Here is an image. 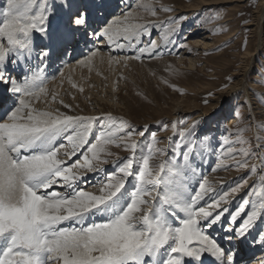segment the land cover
<instances>
[{
    "label": "snow or ice",
    "instance_id": "6c2138e0",
    "mask_svg": "<svg viewBox=\"0 0 264 264\" xmlns=\"http://www.w3.org/2000/svg\"><path fill=\"white\" fill-rule=\"evenodd\" d=\"M158 2L0 4V264H250L254 245L264 251V122H254L251 113L240 126V112L229 105L238 123L224 128L216 149L208 134L197 135L201 121L188 127L173 122L176 140L161 148L148 125L137 129L111 113L70 115L51 107L72 106L58 92L50 94L48 73L63 77L60 69L72 61L91 70L97 60L104 62L100 45L134 50L124 61L162 56L155 39L142 40L157 27L146 16L173 11L158 9ZM185 19L170 17L159 25L164 45ZM113 62L121 61L109 55ZM252 129L256 135L248 137ZM146 134L147 143L136 139ZM210 149L216 154L212 173L234 169L248 175L227 188L217 186L194 162L195 156L203 162ZM110 157L117 171L98 179L94 191L81 187L87 173L105 172ZM254 175L258 179L232 210ZM256 264H264V257Z\"/></svg>",
    "mask_w": 264,
    "mask_h": 264
},
{
    "label": "rangeland",
    "instance_id": "374dc122",
    "mask_svg": "<svg viewBox=\"0 0 264 264\" xmlns=\"http://www.w3.org/2000/svg\"><path fill=\"white\" fill-rule=\"evenodd\" d=\"M193 1L159 0L157 8L161 5H181L185 8ZM256 11H260L259 15ZM172 12L158 11L157 17H145L156 24L157 28L152 29L151 36L142 37L143 43L155 39L160 45L158 51L163 53L159 58L145 54L141 61H121L120 65L115 62L109 64L108 60L103 63L98 61L91 70L82 68L71 77H63V83L57 85L60 87L58 98L65 104H68L65 100L68 99L80 112L66 113L83 116L111 113L128 120L137 129L148 125L149 132L156 133L157 146L161 148H170L176 140L171 127L173 122H182L178 127H188L194 121H201L197 135L208 134L212 138L211 148H218L224 128L232 129L238 123L237 118L228 110L229 105L240 112V126H244L249 113L254 117V122H264V0H223L217 4L200 5L197 10L183 11L179 15H172ZM181 15L186 19L182 21L179 31L171 37L172 42L164 45L163 28L159 25L167 21L169 16ZM218 28L219 32L216 31ZM199 37L206 38L211 47L202 49L203 45L197 48L189 45V42ZM181 44L187 47H180ZM104 48L106 52L110 49L108 46ZM189 48L191 51H188ZM181 53L194 60L193 63L190 64V60L180 63ZM110 55L126 57L135 55V51L126 49L110 52ZM59 76L58 71L55 80ZM69 79L83 87L84 91L72 88ZM165 80L168 83H164ZM169 85H175L182 92L175 91ZM231 86H236V89L231 90ZM205 99L208 100L207 104L204 103ZM53 106L60 109L62 105L55 103ZM176 110L179 113H174ZM89 112L94 113L89 115ZM165 123L169 125L167 130L163 129ZM246 135L254 137L256 130L252 129ZM136 139L147 143L150 137L146 134ZM111 150L122 158L128 155L122 149L112 147ZM75 159L73 157V161ZM114 159L110 157L109 163L102 166L105 172L94 173L88 182L94 184L98 179L102 180L106 173L117 171ZM194 162L199 165L200 173L207 175L217 186L223 184L225 188L234 184L238 178L248 175L247 170L234 169L212 173L216 154L211 149L204 154L203 162L199 156H195ZM257 179L258 175L250 177L248 185L230 205L232 210Z\"/></svg>",
    "mask_w": 264,
    "mask_h": 264
},
{
    "label": "bare ground",
    "instance_id": "6f19581e",
    "mask_svg": "<svg viewBox=\"0 0 264 264\" xmlns=\"http://www.w3.org/2000/svg\"><path fill=\"white\" fill-rule=\"evenodd\" d=\"M190 1V0H189ZM223 0H194L193 2H192V4L191 5H187V6H185V8H183L181 5H179V6H177V5H172L171 7L173 8V12H172V15L173 14H177V15H179V13H181V12H183V11H190V10H197V9H199V6L200 5H206V4H217V3H221ZM2 2V0H0V4H2L1 3ZM128 2L129 3H131V0H128ZM177 3V2H176ZM181 4V3H180ZM189 4V3H188ZM256 13H258L257 15H259V13H260V11H256ZM116 14H119V9H117V13ZM171 15V14H170ZM169 17H172V16H169ZM165 18V17H164ZM157 20V19H156ZM161 20V19H160ZM157 28V27H156ZM189 45L190 46H193V47H200L201 45H203L202 46V49H208L209 47H211V44L209 43V42H207V40H206V38H204V37H199L197 40H193V41H191V42H189ZM104 47H106V45H100V48H101V51H102V53H103V55H104V61H107L108 60V56L110 55V52H114V51H117V50H115L114 48H110L109 49V51H107V52H109V53H107L106 51H104L105 50V48ZM107 49V48H106ZM182 52V51H181ZM185 53V52H184ZM184 53H181V56L179 57V61H180V63H182V61H184V60H190V64L191 63H193V61L194 60H192V59H188V58H186L185 56H184ZM114 54V53H113ZM111 56H113V55H111ZM115 56V55H114ZM118 60H120V61H122V63L124 62V57H120V56H115ZM99 60H97L96 61V63L98 62ZM128 61V60H127ZM130 62H135V60H130ZM119 64V63H118ZM120 65V64H119ZM83 67H79V66H77L76 65V63H75V61H72L71 62V66H64V67H62L61 69H60V71H63V73H64V76L63 77H67V75L69 76V77H71V75H74V74H77V72H79V70L80 69H82ZM58 72V71H57ZM57 72H55V73H51V72H49L48 73V76H49V78H50V83L48 84V89H53L54 91H56V92H58V90H59V88L60 87H58L57 85L58 84H60L61 82V79L63 78V77H60L59 76V78L58 79H51V77L54 75H56V73ZM53 80V81H52ZM64 80V79H63ZM72 80V79H71ZM89 86V85H88ZM239 86V85H238ZM230 89L231 90H235L236 89V86H231L230 87ZM69 90V89H68ZM52 91V90H51ZM51 93V92H50ZM62 98V97H61ZM59 99V98H58ZM66 100V102L69 104V105H71L72 107V110H69V109H66V108H64L63 106H60V109L63 111V112H67V113H75V114H77V113H80V112H78L77 110H76V108H75V105L71 102V101H69L68 99H65ZM54 105V104H53ZM53 105H51V107L52 108H55ZM37 107H40V108H44L45 107V105L44 104H38L37 105ZM259 111H256V113H258ZM91 113H94V112H89L88 114L89 115H91ZM174 113H179V110H176V111H174ZM173 113V114H174ZM70 115H72V114H70ZM63 158V157H62ZM105 166V165H104ZM99 175V174H98ZM93 176H94V173H87L86 174V180H87V183H81V187H84L86 190H88V191H94L95 189L92 187V185L93 184H90V181L88 182V180L90 179V178H93ZM212 177V176H211ZM216 177V176H215ZM95 178V177H94ZM216 178H218V177H216ZM93 180V179H92ZM95 181H96V179H95ZM211 181V180H210ZM56 190H60L59 188H57ZM211 235H213L214 237H216V238H218L219 239V236H218V234L217 233H210ZM254 247V249H255V259H253L251 262H250V264H256V261L257 260H259L261 257H264V251H261V250H259V246L258 245H254L253 246Z\"/></svg>",
    "mask_w": 264,
    "mask_h": 264
}]
</instances>
